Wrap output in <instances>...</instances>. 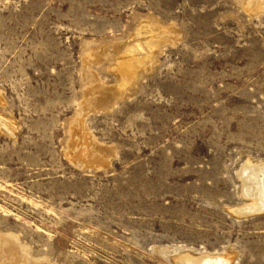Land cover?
<instances>
[{
	"label": "rangeland",
	"instance_id": "obj_1",
	"mask_svg": "<svg viewBox=\"0 0 264 264\" xmlns=\"http://www.w3.org/2000/svg\"><path fill=\"white\" fill-rule=\"evenodd\" d=\"M245 1L0 0V264H264L238 178L264 162V0ZM148 21L155 61L121 90ZM82 126L101 152L77 155Z\"/></svg>",
	"mask_w": 264,
	"mask_h": 264
},
{
	"label": "bare ground",
	"instance_id": "obj_2",
	"mask_svg": "<svg viewBox=\"0 0 264 264\" xmlns=\"http://www.w3.org/2000/svg\"><path fill=\"white\" fill-rule=\"evenodd\" d=\"M260 1H262V0H260ZM249 2H251V0ZM256 3H258V2H255V4ZM256 5L254 7H256ZM245 6H247V4ZM257 7H258V5H257ZM258 8L260 9L261 6H259ZM158 26H159L158 24H155L152 21H148L146 23V25H142V27H140V29L138 31H136V33H135L136 35L133 38H131L130 41H128L124 45V47H123L124 50H122V54H120V58L118 59V61H116L117 65L114 68V70L116 71L115 75H117L118 77H120L122 79L121 82L116 86L117 88H119L121 90H126V88L130 87V85H132L140 77V75L142 74V72L145 70V67H146L141 63L143 58L147 57V60L149 62L155 61V58H154L155 55L153 53H155L157 50H155L153 53L151 52L152 54H148L147 49L149 50V47H151V45L160 38L159 35L160 34L162 35L161 31L158 29L159 28ZM145 27H146V29H145ZM162 30L166 35L169 34V32H170V28L169 29H167V28L163 29L162 28ZM163 38H165V37H163ZM162 41L165 42V40H162ZM162 43L163 42H161L160 44H162ZM155 44H158V42ZM157 53L158 52H156L155 54H157ZM145 62H147V61H145ZM113 63H115L114 60H113ZM136 66H138V68H136ZM116 87H115V89H116ZM125 93H127V92H125ZM107 94H108L107 91H102L100 96L104 97V96H107ZM95 97H96V95H95ZM100 103H101V101L99 102V104ZM0 121H3V120H0ZM0 126H1V124H0ZM3 126H5V129H7L8 132L12 131V129H13L12 125L8 121L6 122L5 120L3 121ZM3 126L0 128H3ZM85 133L86 132L82 126L81 129H79V130L77 129L73 134L72 146H73V149H75L78 152L77 155L82 156V155H86V154L97 153V151L101 152L102 149L98 147V144H96L94 140H93L94 141L93 142L92 139H90L88 136H86ZM82 146H84V147L82 148ZM98 164H99V162H98ZM238 178L241 182V188H242L241 191H242L243 196L252 201V204L250 203L251 205L243 208V211L244 212L249 211L250 213L251 212L254 213V212L264 210V162L253 163L252 161L247 160L246 163L239 170ZM238 213H240V212H238ZM3 244H1V247ZM10 244H11V246L13 245L11 242H10ZM6 249H5V251H7ZM5 251H4V253L3 252L0 253V262L3 261L4 259H13V255H14L13 253L14 252H8L10 254H5L6 253ZM15 251H16V249H15ZM195 255H196V253H195ZM213 262L214 261H211V258H208L207 256L195 257V256H192L190 254V252H189V254L187 253L185 256H183L182 258L179 259L180 264H213ZM215 263L222 264V260L218 259V261H216Z\"/></svg>",
	"mask_w": 264,
	"mask_h": 264
}]
</instances>
